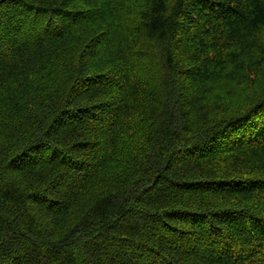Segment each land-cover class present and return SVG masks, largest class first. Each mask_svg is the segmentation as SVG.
Instances as JSON below:
<instances>
[{
    "label": "trees",
    "instance_id": "trees-1",
    "mask_svg": "<svg viewBox=\"0 0 264 264\" xmlns=\"http://www.w3.org/2000/svg\"><path fill=\"white\" fill-rule=\"evenodd\" d=\"M0 264H264V0H0Z\"/></svg>",
    "mask_w": 264,
    "mask_h": 264
}]
</instances>
